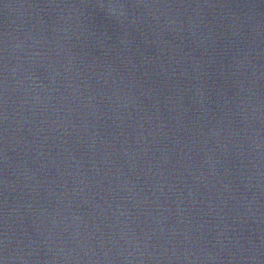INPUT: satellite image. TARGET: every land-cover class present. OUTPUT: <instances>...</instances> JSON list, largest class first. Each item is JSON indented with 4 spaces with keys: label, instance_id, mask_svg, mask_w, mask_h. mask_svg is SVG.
Returning <instances> with one entry per match:
<instances>
[{
    "label": "water",
    "instance_id": "obj_1",
    "mask_svg": "<svg viewBox=\"0 0 264 264\" xmlns=\"http://www.w3.org/2000/svg\"><path fill=\"white\" fill-rule=\"evenodd\" d=\"M0 264H264V0H0Z\"/></svg>",
    "mask_w": 264,
    "mask_h": 264
}]
</instances>
